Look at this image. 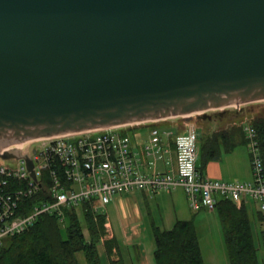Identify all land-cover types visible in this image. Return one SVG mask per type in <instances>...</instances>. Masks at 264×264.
<instances>
[{"label": "water", "instance_id": "95a60500", "mask_svg": "<svg viewBox=\"0 0 264 264\" xmlns=\"http://www.w3.org/2000/svg\"><path fill=\"white\" fill-rule=\"evenodd\" d=\"M261 100L264 0H0L2 160L32 170L2 150Z\"/></svg>", "mask_w": 264, "mask_h": 264}, {"label": "built area", "instance_id": "2783aa9c", "mask_svg": "<svg viewBox=\"0 0 264 264\" xmlns=\"http://www.w3.org/2000/svg\"><path fill=\"white\" fill-rule=\"evenodd\" d=\"M186 118H169L177 119L169 125L171 130L165 128L168 119H164L5 147L2 152L18 150L31 159L33 167L29 170L22 159H9L13 166H0V184L9 187L0 192V246L6 238L26 231L42 214L54 215L61 223L65 208L78 209L93 201L92 208L98 212L97 205L105 206L122 193L156 194L178 189L194 211H213L219 199L230 200L237 208L253 200L264 230V167L253 126L243 128L251 180L220 182L200 174L199 134ZM144 125L148 126L147 136L138 148L131 130ZM35 197L40 201L26 211V200Z\"/></svg>", "mask_w": 264, "mask_h": 264}, {"label": "trees", "instance_id": "16d2710c", "mask_svg": "<svg viewBox=\"0 0 264 264\" xmlns=\"http://www.w3.org/2000/svg\"><path fill=\"white\" fill-rule=\"evenodd\" d=\"M251 125L257 134L264 167V116L254 118ZM242 134L243 131L240 133V130L235 129L215 132L209 136L199 134L200 174L204 175L206 167L219 161L223 153L232 152L238 144H247ZM7 189L9 187L0 184V192H7ZM38 201L37 197L26 200V211L29 212ZM92 203L81 205L82 222L73 208L64 209V224L54 215H39L26 231L3 241L0 246V264H81L78 254H82L85 264H102L98 252L100 242L109 264H126L124 251L116 237L104 240L106 216L95 212ZM214 210L221 223L229 264H264V260L261 263L258 257L259 247L249 216V205L243 204L237 208L230 200L219 199ZM257 217L261 223L259 212ZM151 223L154 264H205L192 220H176L169 229H161ZM84 230L87 231V237ZM260 237L264 252V230L260 232ZM132 249L135 252L133 260L140 261L139 246L134 245Z\"/></svg>", "mask_w": 264, "mask_h": 264}, {"label": "rangeland", "instance_id": "374dc122", "mask_svg": "<svg viewBox=\"0 0 264 264\" xmlns=\"http://www.w3.org/2000/svg\"><path fill=\"white\" fill-rule=\"evenodd\" d=\"M262 116H264V100L209 110L205 115L196 113L191 115V122L194 124L198 134L209 136L215 132L231 129L240 130L241 133L245 125H251L254 118ZM175 120L177 119H168L166 124L170 125ZM167 125L165 128L171 130L172 127ZM147 129L148 126L144 125L131 130L132 139L136 142L138 148H141L142 142L146 139ZM242 135L245 138L244 132ZM13 165L9 160L0 159V166L8 167ZM248 172L251 174L249 148L248 144L242 143L238 144L232 152L223 153L220 160L210 164L203 171V174L211 180L235 182L242 180L236 177ZM142 195L139 192L122 193L117 196L121 198L120 203H115L113 200L105 206L97 205L98 212L106 216V235L104 240L112 235L115 236L122 251L129 253L132 257L135 255L132 246L141 245L139 250L141 255L143 254L144 259H148L150 264H154L151 222L161 229H169L176 220H192L197 232L204 263L229 264L221 223L215 210L200 209L194 211L181 189L170 193L158 192L156 194L147 193L146 196ZM136 206L142 209L143 214L142 218L138 220L133 219V210ZM257 206V202L250 201L249 216L254 228L256 244L259 247L258 257L262 263L264 252L260 232L263 229L257 217ZM75 210L82 222L81 208ZM64 220L65 216L61 224H64ZM84 234L87 237V231L84 230ZM99 247H101L104 264H107L103 254V245L100 244ZM77 257L81 264H85L82 254H78Z\"/></svg>", "mask_w": 264, "mask_h": 264}, {"label": "crops", "instance_id": "0c3cea01", "mask_svg": "<svg viewBox=\"0 0 264 264\" xmlns=\"http://www.w3.org/2000/svg\"><path fill=\"white\" fill-rule=\"evenodd\" d=\"M212 163H214V162H212ZM212 163H210V164H212ZM209 164V165H210ZM208 165V166H209ZM207 166V167H208ZM206 167V168H207ZM204 176H206L205 174H204ZM207 177V176H206ZM236 177V176H235ZM236 178H241L242 180L241 181H239V182H247V181H250L251 180V174H250V172H248V173H246V174H244V175H241V176H238V177H236ZM235 182H237V181H235ZM140 193V192H139ZM144 195V196H146V194L147 193H141V195ZM142 195V196H143ZM120 201H121V198L119 197H115L114 198V202L115 203H120ZM250 204V202L248 203V205ZM120 206V205H119ZM257 210H258V206H257ZM258 212V211H257ZM142 216H143V214H142V209L140 208V207H135L134 208V210H133V219L134 220H138V219H141L142 218ZM113 236V235H112ZM102 245V243H99V245ZM99 245H98V252H99V254H100V257H101V260H102V264H104L105 262L103 261V258H102V254H101V247H99ZM137 246H139V249H140V247H141V245H137ZM153 250H154V241H153V245H152V252H153ZM103 254H104V250H103ZM105 256V255H104ZM123 256H124V258H125V262H126V264H150V262H149V260L148 259H144V257H143V254L141 255V258H140V261H138V262H136V261H134L133 260V257L130 255V254H128V253H126V252H124V254H123ZM106 258V257H105ZM107 260V259H106ZM107 264H109L108 263V261H107Z\"/></svg>", "mask_w": 264, "mask_h": 264}, {"label": "bare ground", "instance_id": "6f19581e", "mask_svg": "<svg viewBox=\"0 0 264 264\" xmlns=\"http://www.w3.org/2000/svg\"><path fill=\"white\" fill-rule=\"evenodd\" d=\"M9 238V237H8Z\"/></svg>", "mask_w": 264, "mask_h": 264}]
</instances>
